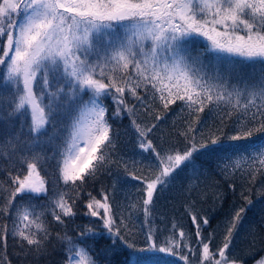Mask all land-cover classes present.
Returning <instances> with one entry per match:
<instances>
[{
    "label": "snow or ice",
    "instance_id": "snow-or-ice-1",
    "mask_svg": "<svg viewBox=\"0 0 264 264\" xmlns=\"http://www.w3.org/2000/svg\"><path fill=\"white\" fill-rule=\"evenodd\" d=\"M192 37L207 42L197 55L190 51ZM0 49V88L6 89L0 92V122L8 130L0 140V172L7 174L0 181V216L13 217L11 227L0 223V245L5 250L11 236L42 255L51 236L45 217L65 224V218L76 215L82 187L116 163L111 159L116 143L104 104L110 97L115 105L112 115L128 114L141 153L152 157L147 162L133 159V171L128 172L143 184L142 208L130 204L131 211L127 215L121 211L117 222L109 195L103 193L100 200L89 193L85 215L99 218L104 231L86 228L80 239H109L110 251L128 253L121 264H161L162 254L183 264H192L197 257L198 264H241L229 259L227 250L244 207L224 222V241L213 252L214 233L207 240L203 235L208 217H197L187 206L195 243L175 221L171 234L158 243L150 206L182 166L192 164L193 175L199 174L197 155L226 153L221 169L225 177L251 172L254 182L264 169V0H0ZM209 53L214 55L206 63L203 57ZM129 97L136 103L130 104ZM177 101L183 105L178 115L187 110L190 121L179 132L183 150L157 146L151 138ZM206 109L219 117L220 125L200 132L197 125ZM69 110L74 114L64 126L62 143L50 156L36 151L38 145L53 144L61 135L54 117ZM142 114L153 122L140 123ZM233 116L232 134H227L225 120ZM50 124L54 131L45 140ZM53 159L59 181L70 185L75 197L59 191L47 205L38 206L31 199L18 203L25 196H47L41 165ZM121 163L128 171L129 162ZM137 166L140 171L154 170L152 178L135 174ZM195 188L190 184L188 191ZM135 211L144 217L139 225L143 246L137 243ZM57 238L66 243L65 264H98L87 246L67 234ZM256 264H264V257Z\"/></svg>",
    "mask_w": 264,
    "mask_h": 264
},
{
    "label": "trees",
    "instance_id": "trees-1",
    "mask_svg": "<svg viewBox=\"0 0 264 264\" xmlns=\"http://www.w3.org/2000/svg\"><path fill=\"white\" fill-rule=\"evenodd\" d=\"M206 41L202 37H192L190 39V51L192 55H197L206 47ZM2 53V49H0ZM214 54H206L203 59L208 63ZM235 81H233L234 83ZM6 89L0 88V92ZM87 99V96H85ZM130 104L136 101L128 98ZM104 104L108 109L109 123L112 125V135L116 143V147L112 152L111 159L116 163L106 166L102 169L94 180L90 179L86 185L82 187L79 198L76 200L74 211L76 215L71 218H65V224H58L51 215L45 217L49 225L51 236L46 242V250L42 255H36L29 251L31 246L24 241L22 244L19 239H7L6 250L0 245V259L3 264H65L66 260V243L57 238V234L63 236L67 234L78 243L87 246L90 254L98 261V264H121L128 255L127 252L110 251L111 241L101 237L99 240L84 239L81 240L79 233L86 228H92L97 232H103L102 221L97 217L85 215L88 209L86 207L91 196L103 200V193L109 195V202L116 214L117 222H119L121 211L125 215L131 209L130 204H137L138 208H142L143 184L134 181L128 175L133 171L131 161L144 160L147 162L150 157L149 153H141L137 142V135L131 125V118L127 113L120 117H114L112 113L115 111V105L111 98H106ZM156 108L163 112V106L156 101ZM182 102L177 101L170 105V110L164 113V119L159 123V127L152 135V139L157 146L168 148L185 147L183 137L179 136V132L187 127L189 118L187 110L184 114H180ZM228 109H223L227 112ZM69 113L54 117L57 121L56 127L61 130V135L57 136L53 144L42 143L38 145L36 151H42L44 155L50 156L54 150V146L62 143V137L66 135L64 126L70 123ZM155 113L153 114L154 117ZM195 115V114H194ZM201 123L197 125L200 132H207L209 127L219 126L220 119L208 109L200 114ZM236 116L231 120H225V132L231 133V126L235 122ZM140 123H152L153 119H149L146 115L139 116ZM18 125V119L14 122ZM17 129L13 127L12 132ZM52 125L47 126V131L43 134L46 140L49 135L53 134ZM8 130L5 125L0 122V140H3ZM27 134V133H26ZM199 136V132L197 133ZM260 134H257L259 136ZM163 138V140L161 139ZM227 141V135L224 137ZM226 153H217L211 156L197 155L194 158V164L199 166V174L193 175L191 169L192 164H187L178 169L170 180L166 188L158 191L154 197V203L151 205L152 218L157 228V242L160 243L166 236L171 234L170 229L173 221L185 232L192 234V242L195 243V229L191 225L190 217L186 212V207L191 205V210L197 217H208L210 219L209 226L203 229V235L207 240L209 233H214L211 239L210 248L213 252L222 245L224 236L226 235V227L224 222L231 220L235 212L244 207L246 211L242 214V221L234 232L233 240L230 248L227 250L229 259H235L241 264H256V261L264 257V169H261L252 180V173L241 174L236 172L234 176L225 177L222 174V167L225 161L223 157ZM227 155H230L228 153ZM121 161L129 162L128 171H125ZM245 167H247L245 165ZM15 174V170H13ZM135 174L149 176L152 178L153 172L147 169L140 171L139 166L135 169ZM41 175L47 180L48 194L39 198H31L29 196L17 199L18 203H23L31 199L33 204L38 206L47 205L50 198L56 192L67 191L70 197H75V192L71 186H65L59 181V170L56 167V161L46 160L41 165ZM7 178L5 172H0V181ZM195 184L196 188L191 193L188 191L189 185ZM232 185L233 187H230ZM250 189V191H249ZM243 193V195H241ZM219 197V198H217ZM244 197H248L252 203L249 205ZM39 210V209H38ZM102 212V210H101ZM134 218L138 220L137 226V243L143 246L144 236L139 232V225L144 222L142 211L133 212ZM12 216H0V223H7L9 227L12 225ZM147 231V229H144ZM178 238V235H177ZM120 248V244H116V249ZM191 257V254H189ZM161 264L168 261L169 264H183L177 257L161 255L159 257ZM192 264H198V257L193 260Z\"/></svg>",
    "mask_w": 264,
    "mask_h": 264
},
{
    "label": "rangeland",
    "instance_id": "rangeland-1",
    "mask_svg": "<svg viewBox=\"0 0 264 264\" xmlns=\"http://www.w3.org/2000/svg\"><path fill=\"white\" fill-rule=\"evenodd\" d=\"M5 39H6V37H5Z\"/></svg>",
    "mask_w": 264,
    "mask_h": 264
}]
</instances>
